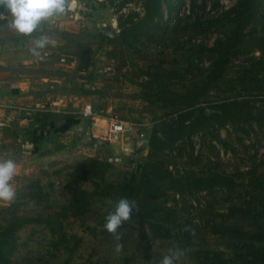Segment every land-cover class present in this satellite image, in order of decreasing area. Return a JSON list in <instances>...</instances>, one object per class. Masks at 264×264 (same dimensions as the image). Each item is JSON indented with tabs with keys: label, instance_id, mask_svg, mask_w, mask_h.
I'll return each mask as SVG.
<instances>
[{
	"label": "rangeland",
	"instance_id": "374dc122",
	"mask_svg": "<svg viewBox=\"0 0 264 264\" xmlns=\"http://www.w3.org/2000/svg\"><path fill=\"white\" fill-rule=\"evenodd\" d=\"M81 2L91 7L88 17L92 18L80 13L85 5L79 4L74 5L75 10L43 21L38 28L41 34L35 41L47 37L49 45L41 49L40 59L27 63L28 68L15 65V74L24 71L34 77L55 73L66 80L55 83L59 88L45 87L48 81H42L44 83L38 85L39 92L41 95L55 91L69 94L73 88L63 84L69 83L66 64H73L71 75L74 82L79 80L74 93L80 95L81 88L86 89L82 94L96 117L104 116L103 121H96L104 125L97 127L89 118L78 130L76 126L81 120L70 122L67 132L49 134L47 138L59 137L61 149L47 150L29 167L23 168L24 171L15 173L11 181L16 192L14 200L0 201V228L13 219L24 223L15 231L18 246L7 264H151L142 255L134 225L125 222L118 229L123 234L120 241L103 229L104 217L115 204L97 193L95 185L102 181L118 183L143 162L147 138L150 132L159 129L162 113L168 108L166 104L183 99L189 90L201 84L210 69L216 55L212 51L213 44L231 27L226 18H219L236 0H182L177 7L179 13L173 7L168 11L163 4L161 26L152 38L139 39L127 51L129 57L125 64L123 49L116 38L114 6L117 1L113 5L106 0ZM131 10L140 12L138 0H129L120 12ZM244 32L239 52L229 57L215 87L203 96L204 104L246 98L254 100L250 103L254 111L262 104L261 81L253 77L242 81L240 72L249 66H258V61L264 62V0ZM35 41L27 40L29 50L31 44L35 46ZM59 58H63L62 61ZM107 65L111 70L106 73L103 69ZM82 66L85 75L78 73ZM156 72L171 77V88L164 96L167 101L154 96L152 87L142 85ZM258 76L264 78L263 71L260 70ZM107 118L142 122L145 138L141 141L127 135L117 143L95 145L93 137H100ZM88 125L93 127L94 134H86ZM216 131L214 128L198 131L190 140L183 141L181 155L176 158L177 167L180 170L191 167L198 172L223 171L232 175L236 186L232 190L189 188L182 194L167 191L157 199L161 216L155 220L154 229H147L151 252L157 259L173 243H179L186 250L180 264H196L206 252L220 251L235 264H244L250 257L247 246L254 242L234 228L252 231L258 227L248 216L252 211L241 217L238 210L248 199L247 179L255 174L264 176V124L249 127L241 121L226 124ZM113 154L120 156V161L106 162L105 157ZM171 156L173 152L164 153L167 161ZM87 157L96 158L99 166L93 168L88 178L74 180L81 174L82 162ZM74 190L90 194L84 198L87 203L84 207H79L81 202L75 198ZM262 210L264 213V207ZM45 220L55 229L59 224L63 236L58 231L52 232ZM256 222L264 227V219ZM118 243L122 245L119 249Z\"/></svg>",
	"mask_w": 264,
	"mask_h": 264
},
{
	"label": "trees",
	"instance_id": "16d2710c",
	"mask_svg": "<svg viewBox=\"0 0 264 264\" xmlns=\"http://www.w3.org/2000/svg\"><path fill=\"white\" fill-rule=\"evenodd\" d=\"M106 1L110 5L117 1L114 6L118 28L116 38L123 49V56L126 58L124 64L127 57H129L127 51L134 47L139 39L152 38L161 26L162 5L165 4L168 11L173 7L179 13L180 9L177 10V7L182 2V0H138L140 12L131 10L122 13L120 10L126 6L129 0ZM261 1L263 0H236L232 6L222 12L219 19L226 18L231 27L223 38H218L213 44L212 51L216 55L210 69L201 79V84L189 90L187 95L183 96V99L166 104L165 107L168 106V108H165L162 113L159 129L150 132L146 142L145 158L135 171L123 177L118 183L102 181L100 185H95L97 187L95 191L114 204L120 197H127L136 201L139 211L137 212L134 209L133 220L128 223L136 227L138 239L142 245V255L144 259L150 262L156 257L151 252L147 229H154L155 220L161 216V213H159L161 208L156 204L157 199L164 196L167 191L182 194L189 188L195 190L227 188L232 190L236 186L232 175L223 171L207 169L198 172L191 167L188 170H180L177 167L176 158L181 155V143L190 140L198 131L205 132L214 128L217 132L216 130L219 127L226 124H240L241 121L249 127L253 124L262 127L264 124V98L260 99L262 104L256 106L257 111H254L250 106V103L254 100L246 98L223 99L213 105L204 104L205 99L203 98L210 89L215 87L224 72L229 57L239 52V44L245 33L244 29L252 21ZM260 70L264 73V62L258 61V66H249V68L242 69L240 73L242 81L248 79V77L261 81L262 86L259 91L264 96V78L258 76ZM170 79L171 77L168 74L156 72L142 85L152 87L153 95L163 99L167 90L171 88ZM164 100L167 101L168 99L164 98ZM46 115L47 113L38 112L34 117V121L39 125L46 124L48 120ZM80 120L81 118L78 117L74 120V123H78ZM39 137L33 133L27 135L28 140L32 143L37 142L40 139ZM216 139L221 143L218 134H216ZM190 149L192 153V146H190ZM165 152H173L171 160L164 159ZM98 164L99 161L96 158H85L81 165V174L75 176L74 180L88 178L93 173V168L99 166ZM246 185L248 186V199L244 202V206L238 210V215L245 217L248 215L246 212L252 211L253 214L248 216L258 227L252 231L241 228L234 229L235 232L243 233L254 242L247 246L251 252L250 257L244 264H264V227L256 222L257 219H264L262 210L264 207V197H262L264 176L261 174L250 176ZM74 194L75 198L81 202L79 207H84L87 204L84 198L90 194L82 190H74ZM46 221L45 224H48L52 232L58 231L60 236H63L59 224L55 229L52 227L51 222ZM23 223V220L13 219L0 228V264H7L17 250L18 242L15 231ZM255 243L257 245H253ZM196 264L235 263L228 261L220 251H217L206 252Z\"/></svg>",
	"mask_w": 264,
	"mask_h": 264
},
{
	"label": "crops",
	"instance_id": "0c3cea01",
	"mask_svg": "<svg viewBox=\"0 0 264 264\" xmlns=\"http://www.w3.org/2000/svg\"><path fill=\"white\" fill-rule=\"evenodd\" d=\"M81 1L67 0L66 11L75 10L74 5H85ZM80 13L82 15L87 13L86 17L92 18L88 17L91 15V7L85 5ZM11 19V15L6 12L0 14V122L3 123L0 125V159H13L16 163L17 173L20 170L24 171L23 168L29 167L37 157L44 155L47 150L62 148L59 137L55 140L47 139L49 134L67 132L70 122L74 124L76 118H82L80 110L88 101L82 94L83 90L86 89L81 88L80 95L74 93L78 90L76 85L79 84V80H77V83L76 80L74 82L75 78L71 75L70 69L73 68V64H70V66L66 64L69 68L66 70L69 83L65 82L63 84L66 85V88H73L69 94L55 91L48 95H41L38 85H42L44 83L42 81H48L45 87L54 85V88H59V85L55 86V83L66 80L65 77L61 79V76L55 73L40 76L38 74L34 77H30L24 71L15 74V65L23 66L26 69L29 67L26 66L27 63L36 62L40 59L39 56L31 54L33 46L31 44L29 50L26 42L30 39L35 41L40 36L41 31L37 30L29 36H24L10 27ZM60 59L62 61L63 58ZM82 59H85V55L82 56ZM17 61L19 62L17 63ZM82 67L80 69L82 72L79 71L78 73L85 75L84 66ZM82 81L80 79L81 83ZM38 112L47 113L48 120L46 124L39 125L34 121V117ZM51 116L54 118L51 119ZM103 117L100 115L92 117L94 125L97 127L104 125V123L96 122L103 121ZM90 132L94 134L93 127L90 128ZM29 133H33L37 137L40 136V139L32 143L27 138Z\"/></svg>",
	"mask_w": 264,
	"mask_h": 264
},
{
	"label": "clouds",
	"instance_id": "9594fccd",
	"mask_svg": "<svg viewBox=\"0 0 264 264\" xmlns=\"http://www.w3.org/2000/svg\"><path fill=\"white\" fill-rule=\"evenodd\" d=\"M67 0H0V14L6 12L11 15L10 27L24 36H29L38 30L43 21L56 14L66 11ZM47 37L35 41L31 49L34 55L39 56L40 50L49 45ZM16 173V163L13 159H0V201H12L16 196L11 181ZM134 209H139L136 201L127 197H120L114 209L105 217L103 229L112 237L120 241L123 234L118 231L125 224L133 220ZM193 231L190 229H186ZM122 245L117 244L119 249ZM185 249L179 243H173L158 259L154 258L151 264H180L185 255Z\"/></svg>",
	"mask_w": 264,
	"mask_h": 264
},
{
	"label": "built area",
	"instance_id": "2783aa9c",
	"mask_svg": "<svg viewBox=\"0 0 264 264\" xmlns=\"http://www.w3.org/2000/svg\"><path fill=\"white\" fill-rule=\"evenodd\" d=\"M110 70L111 67L109 65L103 69L106 73ZM80 113L81 117L92 118L96 116L95 112L91 110L90 105L87 103L82 106ZM127 135L134 136L142 141L145 138L144 124L139 121H123L117 118H107L104 130L99 138L105 140L107 143H117L122 141L124 136ZM105 161L116 164L120 161V156L117 154L109 155L105 157Z\"/></svg>",
	"mask_w": 264,
	"mask_h": 264
},
{
	"label": "water",
	"instance_id": "95a60500",
	"mask_svg": "<svg viewBox=\"0 0 264 264\" xmlns=\"http://www.w3.org/2000/svg\"><path fill=\"white\" fill-rule=\"evenodd\" d=\"M87 119H88L87 117H82L81 118V122L79 123L78 126H76V128H78V130H81L82 127H83V124L86 122ZM85 129H86V134L90 135L91 134L90 127L86 126ZM93 141H94L95 145H105V144H107V142L105 140H103V139H101L99 137H93Z\"/></svg>",
	"mask_w": 264,
	"mask_h": 264
}]
</instances>
